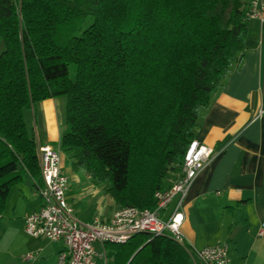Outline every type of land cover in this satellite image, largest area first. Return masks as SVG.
<instances>
[{
    "label": "trees",
    "instance_id": "obj_1",
    "mask_svg": "<svg viewBox=\"0 0 264 264\" xmlns=\"http://www.w3.org/2000/svg\"><path fill=\"white\" fill-rule=\"evenodd\" d=\"M245 3L0 0V218L13 186L41 181L23 112L59 96L64 165L107 183L118 208L153 209L154 191L180 171L201 118L240 64ZM105 250L109 264H190L192 253L145 232Z\"/></svg>",
    "mask_w": 264,
    "mask_h": 264
},
{
    "label": "crops",
    "instance_id": "obj_2",
    "mask_svg": "<svg viewBox=\"0 0 264 264\" xmlns=\"http://www.w3.org/2000/svg\"><path fill=\"white\" fill-rule=\"evenodd\" d=\"M57 98L44 99L36 106L34 116L41 129L36 122L33 130L40 143L58 145L62 106ZM194 138L212 147L214 156L196 175L184 198V242L202 248L226 241L229 264L264 263V21L246 20L244 55L214 96ZM178 174L179 170L169 172L165 186ZM27 180L35 199L17 212L22 222L39 205L32 179ZM67 195L75 209L77 194L69 189ZM173 203L163 211V217ZM40 239L44 238L36 240ZM51 243L55 245L50 253L53 264L61 243ZM190 264L203 263L191 259Z\"/></svg>",
    "mask_w": 264,
    "mask_h": 264
},
{
    "label": "built area",
    "instance_id": "obj_3",
    "mask_svg": "<svg viewBox=\"0 0 264 264\" xmlns=\"http://www.w3.org/2000/svg\"><path fill=\"white\" fill-rule=\"evenodd\" d=\"M244 18L264 21V0H246ZM37 142V156L42 185L36 184L38 208L24 217V231L34 239L60 242L61 248L53 264H109L105 245L122 243L136 233L166 235L180 244L184 242L181 229L184 219L183 202L194 178L213 158L212 147L192 138L183 155L177 179L153 193L154 208L139 209L123 206L107 218H80L68 200L69 179L63 171L58 145ZM167 216L163 211L172 203ZM262 230L258 232L261 234ZM191 259L203 264H229L230 245L219 241L195 248L189 246ZM35 255L28 253L25 260Z\"/></svg>",
    "mask_w": 264,
    "mask_h": 264
},
{
    "label": "rangeland",
    "instance_id": "obj_4",
    "mask_svg": "<svg viewBox=\"0 0 264 264\" xmlns=\"http://www.w3.org/2000/svg\"><path fill=\"white\" fill-rule=\"evenodd\" d=\"M90 21V18L87 21ZM3 49V44L0 41V51ZM60 117H62L61 125L58 129V138L56 143H59L60 132L64 127V114L66 97L59 96ZM24 119L27 129L30 131L37 127L41 129L39 119L35 118L34 113L30 109H25ZM37 120V121H36ZM37 128V129H38ZM63 171L69 179L70 193L77 194V198L73 203L75 213L79 217L97 216L103 218L109 216L118 208L113 203L111 197L106 193L105 189L108 184L96 186L92 184L86 176H80L69 170L64 165V156L62 155ZM39 185H42V180ZM35 191V189H34ZM32 185L28 183L27 178L16 186H13L7 197L5 209L0 218V264H50L52 257L50 253L55 245L47 239L36 240L28 236L24 231V222L17 216V212L24 211L29 203L35 199L32 194ZM38 198V197H37ZM76 213V214H77ZM89 219V218H87ZM28 253L35 255V259L26 261L25 256Z\"/></svg>",
    "mask_w": 264,
    "mask_h": 264
},
{
    "label": "water",
    "instance_id": "obj_5",
    "mask_svg": "<svg viewBox=\"0 0 264 264\" xmlns=\"http://www.w3.org/2000/svg\"><path fill=\"white\" fill-rule=\"evenodd\" d=\"M142 247V246H141Z\"/></svg>",
    "mask_w": 264,
    "mask_h": 264
}]
</instances>
